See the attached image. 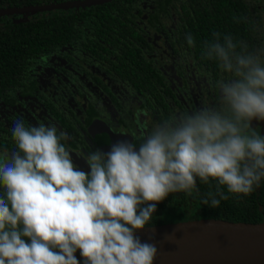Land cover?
<instances>
[{"label": "clouds", "instance_id": "obj_1", "mask_svg": "<svg viewBox=\"0 0 264 264\" xmlns=\"http://www.w3.org/2000/svg\"><path fill=\"white\" fill-rule=\"evenodd\" d=\"M202 55L230 79L217 81L223 110L204 107L162 121L143 142L119 140L87 155L81 170L54 125L13 121L15 149L0 153V264H154L143 230L171 193L191 196L197 179L251 194L264 178V49L249 52L213 34ZM194 46L193 37H186ZM218 197V198H217ZM229 197L218 187L203 202Z\"/></svg>", "mask_w": 264, "mask_h": 264}, {"label": "flooded vegetation", "instance_id": "obj_2", "mask_svg": "<svg viewBox=\"0 0 264 264\" xmlns=\"http://www.w3.org/2000/svg\"><path fill=\"white\" fill-rule=\"evenodd\" d=\"M88 1L93 0H44L21 7H1L0 1V26L60 19L59 30L53 27V36L44 39L47 51L11 76L13 86L0 96V134L10 135L11 151L14 120L22 119L26 127L54 125L58 134H66L62 143L74 162L88 172L87 155L98 148L107 152L119 140L138 147L172 116L225 108L216 85L230 74L219 68L213 77L193 60L181 36V6L158 7L145 0L85 5ZM258 8L264 23V9Z\"/></svg>", "mask_w": 264, "mask_h": 264}, {"label": "trees", "instance_id": "obj_3", "mask_svg": "<svg viewBox=\"0 0 264 264\" xmlns=\"http://www.w3.org/2000/svg\"><path fill=\"white\" fill-rule=\"evenodd\" d=\"M0 1L1 7L36 6L44 3V0ZM131 1L114 0L105 3L104 6L131 4ZM145 3L158 7L163 5L182 7L181 17L178 18L182 28L181 36L185 40L189 34L193 37L194 46H189L187 40L185 45L190 48L193 60L212 71L213 77H216V71L220 68L219 62L206 59L202 53L205 44L214 41V33L220 34L221 41L224 36H231L233 42L237 43V51H241V42L247 44L249 52H257V49L264 46V23L260 20L258 8L262 6L264 9V0H145ZM160 11L164 10L160 8ZM62 20L64 27L65 20ZM59 21L60 19L58 22L56 20L43 22V19L34 18L16 27L8 24L0 26V96L3 95V89L13 86L11 76H19L22 70L28 68L31 58L47 51L50 46L44 43V39L53 36L51 29L57 28ZM145 64H142V68L147 71ZM0 149L11 151L8 133L0 134ZM218 187L229 198L221 200L216 207L211 206L210 201L205 204L203 201L208 199V193H215ZM197 188L198 191H194L191 196L183 192L169 194L157 205V211L146 227L166 224L162 212L167 208L176 212L178 222L207 219L244 224L264 222V178L261 179L259 187L247 196L236 197L227 193L226 187L219 186L212 180L205 184L197 179Z\"/></svg>", "mask_w": 264, "mask_h": 264}, {"label": "water", "instance_id": "obj_4", "mask_svg": "<svg viewBox=\"0 0 264 264\" xmlns=\"http://www.w3.org/2000/svg\"><path fill=\"white\" fill-rule=\"evenodd\" d=\"M136 234L156 245L154 264H264V222L195 220L146 227ZM75 255L83 264L79 250Z\"/></svg>", "mask_w": 264, "mask_h": 264}, {"label": "rangeland", "instance_id": "obj_5", "mask_svg": "<svg viewBox=\"0 0 264 264\" xmlns=\"http://www.w3.org/2000/svg\"><path fill=\"white\" fill-rule=\"evenodd\" d=\"M252 127L256 131H258L261 135H264V122L253 121ZM162 217L166 224H172L178 222L177 220L178 216L176 212L172 211L170 208H167L164 212H162Z\"/></svg>", "mask_w": 264, "mask_h": 264}]
</instances>
